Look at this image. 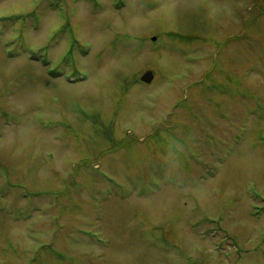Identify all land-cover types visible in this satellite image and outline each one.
Returning <instances> with one entry per match:
<instances>
[{"label":"rangeland","instance_id":"1","mask_svg":"<svg viewBox=\"0 0 264 264\" xmlns=\"http://www.w3.org/2000/svg\"><path fill=\"white\" fill-rule=\"evenodd\" d=\"M0 264H264V0H0Z\"/></svg>","mask_w":264,"mask_h":264},{"label":"water","instance_id":"2","mask_svg":"<svg viewBox=\"0 0 264 264\" xmlns=\"http://www.w3.org/2000/svg\"><path fill=\"white\" fill-rule=\"evenodd\" d=\"M153 77H154L153 73H152L151 71H148V72H146V73L143 75L142 79H143L144 81H146V82H151L152 79H153Z\"/></svg>","mask_w":264,"mask_h":264},{"label":"clouds","instance_id":"3","mask_svg":"<svg viewBox=\"0 0 264 264\" xmlns=\"http://www.w3.org/2000/svg\"><path fill=\"white\" fill-rule=\"evenodd\" d=\"M65 46H66V43H65Z\"/></svg>","mask_w":264,"mask_h":264}]
</instances>
